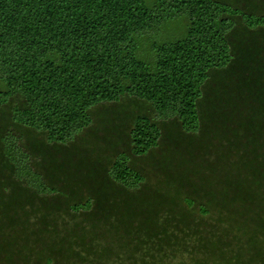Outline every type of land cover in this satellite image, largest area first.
<instances>
[{"label":"trees","instance_id":"16d2710c","mask_svg":"<svg viewBox=\"0 0 264 264\" xmlns=\"http://www.w3.org/2000/svg\"><path fill=\"white\" fill-rule=\"evenodd\" d=\"M237 1L0 0V109L13 99L12 127L34 129L58 148L92 122V108L131 96L163 118L175 117L191 146L201 136L203 148L199 153L189 148V158L178 165L184 180L189 159L206 162L190 172L193 195L184 196L199 202L202 215L216 211L212 226L220 232L209 238L192 230L194 248L208 257L202 255L200 264H264V14L238 8ZM180 19L186 22L181 37L152 39V61L140 56L144 35ZM248 43L256 47L249 50ZM219 71L225 73L215 76ZM160 134L157 119L134 115L128 128L131 154H146ZM21 140L20 130L0 136V264H101L112 246L96 241L100 222L116 232L131 228L146 238L159 235L148 246L152 250L160 242H178L169 229L177 227L174 221L188 224L175 211L180 192L150 199L146 216L136 212L142 192L130 190L144 178L127 153L89 182V199L64 201L74 213L72 225L60 226L47 212L64 202L29 208L35 195L54 193L57 179L46 175L52 186L45 182ZM38 144L36 150L31 142V149L43 158L46 150ZM196 154L203 158L198 161ZM103 184L111 200L106 206ZM163 207L168 214L158 218ZM90 211L96 213L87 217ZM230 231L234 255L223 249Z\"/></svg>","mask_w":264,"mask_h":264},{"label":"rangeland","instance_id":"374dc122","mask_svg":"<svg viewBox=\"0 0 264 264\" xmlns=\"http://www.w3.org/2000/svg\"><path fill=\"white\" fill-rule=\"evenodd\" d=\"M152 1L153 0H145L147 5ZM246 3L252 4V7H247ZM236 5L238 8L250 12L255 11L264 14V0H238ZM235 20L237 24L236 29L241 28V18L237 16ZM185 23V19L171 20L168 24L160 26V30L155 34L152 31L144 35L139 45L140 56L144 57L147 61H152V55L149 51L152 39L161 41L163 38L165 39V37H168L164 40L167 41L175 39L173 37H181L184 32ZM233 38L231 37L230 39L234 41ZM238 38L240 39L239 36ZM244 42L246 46V41ZM253 45L252 43H248V49L250 50L252 47H256ZM213 73L215 76H220L225 72L219 71V73ZM209 83L214 86V78L211 79ZM1 89H3V85L0 84V90ZM14 105L15 102L13 99H9L7 104L3 105V108L0 109V136L6 133L7 129H13L15 133H18V130H20L22 133V140L19 144H21L25 150L29 151L30 164L38 170L48 184L51 185L52 183L48 181L47 177L49 179L58 180H55L56 183L54 185L56 186L51 185L52 188H54V193L44 195L43 199L35 195L34 204L33 206L30 205L29 208H44L45 205L63 203L65 200L68 201L73 199L74 201H81L85 198L89 199L90 197L87 195L89 182L96 179L98 176L101 177V172L106 175L105 172L110 161L119 153H127L131 159L130 165L139 170L144 178L137 189L130 190L131 192L135 190L137 193H140V191L142 192L141 196L136 198L135 211L139 213L142 212L146 216L151 208L149 207L150 199L160 197V194H164L163 197H169L173 195L172 192H174L175 195L180 192L178 196L181 197L175 199L174 207L177 214L183 215V220H188V224L184 225V223L174 221L172 224H177V227L170 226L169 231L177 235L178 242L175 244L160 242V245L156 247L154 245V249L152 250L148 246L151 245L150 242L153 244L158 243L159 235H151L146 238L138 234L136 229L131 228L129 232L123 230L116 232L115 230L109 229L110 226L107 223L103 224L100 222V226H97L98 234L95 239L97 242L102 243H107L104 241H108L112 246V249L108 250L107 254L104 256V261H102L101 264H200L199 259L203 258V256L205 260H208L207 255L205 257V255L202 254L203 252H200L202 249L201 247H199L201 249L194 248L197 244L195 243L196 236L192 230H198L199 236L203 235L209 238H211L214 231L217 230L220 232L217 226H212L214 225L212 215L215 216L216 211L214 210V212L212 210L211 214L202 215L198 209L199 202L192 197H184L185 195H193V177L191 175L193 173L190 174V172L196 170L199 165L202 163L205 164L206 162L201 161L199 163L189 159L191 164L188 165L187 163L183 169L189 172L187 175L190 176L184 180L180 179L181 173L178 172V165L179 162L183 160L182 158H189L187 153L189 148L194 146L197 149L194 150L196 153H199L198 150L203 148L204 141L200 139L201 136L197 137L194 140V145L191 146L175 117L170 116L163 118L153 110L148 102L136 97L126 96L122 97L117 102H104L92 108V122L77 133L72 140L58 146V149L57 146L47 144L42 134L34 129H18L17 125L12 127L11 109H13ZM141 113L148 114L157 119L161 134L156 146L151 148L144 155L134 156L131 154L128 128L132 122L133 116ZM39 141L43 143V147L46 150L44 152V159L39 156L38 152L34 153L31 149V142L36 146L34 149L38 150V147L41 148L40 144H38ZM208 154L207 158L209 159ZM202 158L203 157H198L197 160L199 161ZM192 161L194 163H192ZM101 166L105 169L104 172L100 170L99 167ZM1 173L3 172H0V183H3V176ZM174 174L176 176L175 178L172 177ZM111 186L114 187V189L118 188V186L113 183H111ZM99 188L100 192L103 194L101 197L106 198L104 204L106 206L108 201H111L110 198L107 197L108 192L106 190V185L103 184ZM1 189L4 190L5 188L1 187ZM169 192L171 193L169 194ZM200 197L198 198L200 199ZM15 199L21 201L23 197L16 196ZM190 199L193 201L191 207L187 205L190 203ZM67 201L62 205L59 204L61 206L59 208H55V206L49 207L47 210L50 214L49 216L54 218L60 226L62 224L72 225L73 218H75L72 215L74 214L73 211L68 209L69 205H67ZM125 202L127 203V200H125L123 204H125ZM188 212L190 215L187 214ZM95 213L96 212L90 211V213H87V217ZM167 214V208L163 207L159 211L158 218H163V216ZM76 220L80 222L79 225H87L86 222L81 221V217H76ZM233 233L234 232L228 234L224 239L226 245H223V249L228 251L231 255L235 254V250H232V247L229 246L231 245L229 244V240ZM141 237L142 239L146 238V240H142V242L139 243L138 240ZM184 242L187 243L183 245ZM233 244L235 243L233 242ZM120 245H122V247H120ZM87 262L88 261L81 262V264ZM3 264L9 263L3 262Z\"/></svg>","mask_w":264,"mask_h":264}]
</instances>
